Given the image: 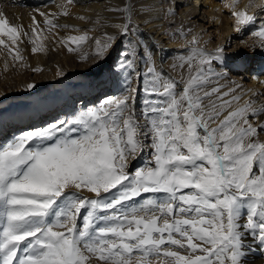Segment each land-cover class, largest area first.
<instances>
[{"label": "snow or ice", "instance_id": "1", "mask_svg": "<svg viewBox=\"0 0 264 264\" xmlns=\"http://www.w3.org/2000/svg\"><path fill=\"white\" fill-rule=\"evenodd\" d=\"M74 3L65 0L58 12L38 11L43 27L33 15L30 33L0 11V47L14 64L25 59L24 38L34 55L48 51V34L70 53L81 50L91 30L59 32L70 27L58 19L69 17ZM236 3H224L236 31L251 28L264 42V19ZM256 6L264 10V0ZM108 11L120 13V22L105 25L115 34L95 39L101 57L138 28L135 4ZM129 43L135 47L122 49L114 67L131 70V76L135 57L148 58L139 112L140 88L129 80L124 94L22 131L0 147V264H152L161 258L170 264H245L252 250L248 237L264 250V105H239L243 97L232 95L236 89L207 90L213 78H223L214 64L223 67L224 47L209 52L193 37L179 55L187 77L177 80L156 66L152 49L145 53L138 42ZM35 87L29 83L27 90ZM145 154V162L130 171Z\"/></svg>", "mask_w": 264, "mask_h": 264}, {"label": "bare ground", "instance_id": "2", "mask_svg": "<svg viewBox=\"0 0 264 264\" xmlns=\"http://www.w3.org/2000/svg\"><path fill=\"white\" fill-rule=\"evenodd\" d=\"M0 1V5H5L0 6V11H3L7 15L8 19L12 24L29 26V29L27 30L29 31V33L31 32V17L33 15H36V19L39 21L40 19H42V17L38 15V11L58 12L61 10L60 6L64 5L65 3V0ZM168 2H170V4ZM219 2L220 1L218 0H200L199 3L196 4L197 2L195 3L193 0H160V2L158 3H162V5L159 6L157 0H146L145 3L147 4L142 7H150V9L140 8L139 11V8H137L139 14L135 17V20H133V24L138 26L137 32L131 37H126L121 40L115 46V48H113L109 53L105 54L104 57L98 56L94 59L87 54L90 48L89 43L95 41V39L103 40L105 33L115 34V30L113 28L107 27L105 25L111 24L113 22H120L118 17L121 14L110 12L108 11V9L121 7L123 4L127 3V0H75V3L68 8L70 16L59 17L58 19L59 24L69 25L70 27L67 29H60L59 32L60 36H67L79 34L73 32V28H79L82 31L91 30L89 31V36L92 37V39L88 43H86L81 50H78L75 53H70L62 45L54 43L52 40V34H48L49 39L45 42L47 44L48 51L46 53H39L34 55L31 52L32 45L27 42V38H24V43L20 45V48L22 49V55L25 59L22 63L14 64L13 60L9 57L6 49L0 47V70L4 66V63H7L9 64L10 70L13 73L12 80H10V82L0 83V108L15 101H26L25 99H27L28 101L30 100L28 105L23 104V106H27H22L23 110H21L19 107L17 111H13L14 108L13 110H11V107L10 111L5 110V116L0 115V147H3L7 142L12 140L22 131H26L31 128L45 127L46 125L52 123L57 119H66L80 110H84L88 107L99 106L104 99L110 97H117V93L119 92V90H121L120 93L123 94L128 86V79L127 76L124 75V69H120L114 66L118 63L117 58L122 49L135 47V44L130 45L129 39L134 42H138L140 50L142 52L146 53L149 49H152L156 53V66L158 68L162 67L163 71L168 76L179 80L181 78V74L178 73L179 63L176 61L175 58L163 57V55H161L163 53V51H161L162 47H166L171 44H177L180 47L184 45V43L181 42V38L179 37V35L167 38L164 37L166 34L169 33V25L175 21L172 17L168 15L169 12L173 10L175 11L176 8L182 13V11L185 12L187 9V11L189 10V13L192 15V18H197L199 7L205 8L207 17H211L213 14H215L214 10L215 12L216 10H219L220 15H224V18L219 19L220 15H216L217 13L215 14L216 16H213L214 19H216L215 21L216 23H218L220 29L222 28L221 37H223V42H228L229 39L227 41L224 39L227 38L226 36L230 33L229 29L232 22L229 19L226 10H229L230 12L231 10L224 8V3L219 4ZM224 2H230V0H224ZM236 8L239 10L246 8V6L244 4L239 6L236 5ZM191 9L192 12L190 11ZM247 10L250 13L251 10ZM80 15L89 17L91 22L79 20L78 17ZM186 17L188 16L185 14V18ZM203 17L201 16L200 18L195 19V21H202ZM97 19H100V24L94 23ZM40 22H43V20H41ZM188 22H190V19ZM207 22L209 21L207 20ZM203 23L204 25H201H203L204 27L206 23ZM201 25L198 26V28L194 27L193 32L199 31V27H202ZM235 27H237L236 23ZM247 29L241 31L240 35ZM174 38L176 41L173 40ZM209 43V47L213 48L215 42L213 43V41H210ZM239 44L245 45L243 41ZM257 44H252L254 45V50H251L250 52H258L259 47H257ZM247 51L248 49L246 45L244 50L241 51L240 49L238 50V52H235L246 53ZM82 54H86L88 56V59L82 60ZM110 58H115L112 65L106 62L108 59L110 61ZM228 58L225 57L223 66L225 65V67H228V72H237L239 70V67L231 63ZM162 59L163 63H161ZM241 60H243L242 57ZM135 62L139 64V67L141 69V72L139 71L142 74L141 79H144L146 67L149 62L148 58L146 56H136ZM174 64L177 65V67L173 68ZM104 65H107V68H105L103 74L100 75L98 73L99 68L103 67ZM108 65L110 68L114 69L113 72H115V74L118 73V75L122 77L120 78V80L123 81L122 86L127 85L126 87H118V83H113L114 80L111 79V75L108 72ZM168 66H171L170 70L168 69ZM35 67H41L43 70L41 72H33L32 68ZM58 70L62 71L64 75L57 76ZM225 71L226 70H224V72ZM226 76L232 77L229 74ZM247 76L248 73H244V75L242 74L241 78L237 79L238 81L237 83H235L236 86L234 87L236 91L232 93V95L243 97L239 101V105H242L249 100L256 101L257 106L264 105V98L261 99L259 95L260 93H262L261 88L264 87V77L259 78L258 76L256 79L253 77L248 85H246V83H242L241 81L239 82V80L243 78H249ZM67 82L71 84L67 85ZM29 83H34L36 85V87L31 91L27 90V85ZM143 84L144 80L142 84H134L136 85L134 87L140 88L137 97L140 98V96H142V99L145 98V93H143ZM237 85H239L240 87L237 88ZM209 86L211 85L209 84ZM59 88L63 89V93H61L62 91L60 92L61 94L59 92L57 93V90ZM50 90H56L53 91L56 93V95L50 93ZM62 94L64 95L62 96ZM101 94L104 95L99 98ZM262 94L264 95V93ZM101 98H103V100H101ZM226 99H231V97H226ZM215 100L216 98L212 101ZM239 105L237 103H233L232 107L235 108ZM137 111H140L138 105ZM42 113H45L43 117L44 119L40 117V114ZM226 114L227 112H225V115ZM221 119H223V117H221ZM212 126L214 127L215 124H213ZM7 129L12 131V133L8 136L7 133L9 132ZM5 130H7V132ZM259 139L261 141H264V132L260 134ZM141 156L143 157H140L136 160L137 164H141L145 161L144 156L147 158L146 154ZM83 195L89 194L85 192L83 193ZM247 242L252 250L248 253L245 264H264V250H261L260 247L252 241L251 237L247 238Z\"/></svg>", "mask_w": 264, "mask_h": 264}, {"label": "rangeland", "instance_id": "3", "mask_svg": "<svg viewBox=\"0 0 264 264\" xmlns=\"http://www.w3.org/2000/svg\"><path fill=\"white\" fill-rule=\"evenodd\" d=\"M145 1L146 0H127V3H132V4H135V6H136V9L137 8H139V11H140V8L141 9H145V8H149L150 9V7H142V6H145L147 3H145ZM218 1H220L219 2V4H221V3H225L224 2V0H218ZM227 1V0H226ZM246 1V2H245ZM1 2V1H0ZM145 4H144V3ZM158 2H160V0H157V3ZM195 3H196V0L194 1ZM169 4H170V2H168ZM259 3V0H237V3H236V5L237 6H239V5H242V4H244L245 6H246V8L247 9H249V10H251L250 11V14L251 13H259L260 14V17L262 18V19H264V10H262L261 8H259V7H257L256 5ZM201 4V3H200ZM158 5L159 6H161L162 5V3H158ZM157 5V6H158ZM0 6H5V5H0ZM158 6V7H159ZM174 6V5H173ZM209 9V8H208ZM256 9V10H255ZM258 10H259V12H258ZM191 12H192V9L190 10ZM171 12L172 11H170L169 12V16L170 17H172L175 21L173 22V23H171L170 25H169V33L168 34H166L164 37H172L173 36V33L174 32H179V31H184V32H186L187 33V35H186V38H181L180 36V38H181V42H183L184 43V45H182L181 47L179 46V45H174V44H171V45H169V46H166V47H162L161 48V51H163V53L161 54V55H163V57H172V58H175L176 59V61L179 63V55L181 54V50H185V49H187L188 47H189V45H190V42L192 41V39H193V37H196L197 39H198V41H199V47H202V48H206L209 52H213L217 47H224L225 48V53H224V55H225V57H227L228 58V55H229V58H228V60L229 61H231V63H233V64H235L237 67H239V70L237 71V72H232V71H230V72H228V67H225V65L223 66V67H220V66H218V65H214L215 67H216V71L217 72H220L221 74H222V76H223V78H221V79H216V78H213V80H212V83L210 84L211 86H209L208 87V89L207 90H210V88H212V87H216V86H221V90L223 91H228L229 89H234V87L236 86L235 85V83H237V79H239V78H241V76H242V74L244 75V73H248V76L247 77H249V78H243V79H241V80H239V82L241 81L242 83H246V85H248L249 83H250V81L252 80V78L254 77L255 79L259 76V78H262V77H264V48H262L261 47V44H264V42H262V41H260L257 37H255V36H252L250 33H251V28H248L246 31H244L243 33H241V35H240V32H239V34H238V32L236 31V27H235V18L234 17H232L231 16V12L229 11V10H226V13H227V15L229 16V19L231 20V22H232V24L230 25V29H229V31H230V33L226 36L227 38H225L224 40H228L229 39V41L228 42H223V40H222V38L223 37H221V35H222V28L220 29V27H219V25H218V23H216V19H214V16H216V15H220V11L219 10H216V12H215V10H214V13L216 14H213L211 17H207V15H206V11H205V8L204 7H199V12H198V17L197 18H200L201 16L203 17V20L201 21H198V20H196L195 21V19H197V18H192V15L189 13V10L187 11V9H186V11L184 12V11H182V13H181V11L180 10H177L176 8H175V14L173 15V14H171ZM184 12V13H183ZM181 13V14H180ZM185 14L188 16V17H186L185 18ZM200 14V15H199ZM205 14V15H204ZM183 18H182V17ZM179 17H181V18H179ZM222 18H224V15H220V17H219V19H222ZM189 19H190V22H188L189 21ZM41 20H43V18L42 19H40L39 20V22L41 21ZM134 20H135V18H134ZM193 22H192V21ZM207 20L209 21V22H207ZM180 22V23H179ZM203 22H205L206 23V25L203 27V25H204V23ZM41 23V27H43V22H40ZM178 23V24H177ZM160 24V23H159ZM161 24H162V22H161ZM192 24V25H191ZM195 24V25H194ZM201 24H203V25H201ZM194 25V26H193ZM202 26V27H199V31H194L193 32V28L194 27H196V28H198V26ZM221 26V25H220ZM24 27V29L25 30H28L29 29V26H23ZM256 27H259V25H257ZM191 30L190 32L188 31V30ZM178 36V35H177ZM219 36H220V38H219ZM228 36H229V38H228ZM232 38V39H231ZM246 39V40H245ZM168 40V39H167ZM174 41H176L175 40V38L173 39ZM183 40V41H182ZM222 40V41H221ZM257 40H258V42H257ZM173 41V42H174ZM210 41H213V43L215 42V45L213 46V48H210L209 47V42ZM242 41H243V43H245V45H240L239 43L241 42L242 43ZM229 45H228V44ZM257 44L258 46L257 47H259L258 49V52L256 51L255 53H252V52H250L251 50H254L253 48V46L254 45H252V44ZM246 45H247V49H248V51L246 52V53H237L238 52V50H240L241 49V51L242 50H244V48L246 47ZM175 46V47H174ZM89 50H88V52H87V54L90 56V57H92V58H96V57H98V55H96V45H95V42L94 41H92V42H90L89 43ZM237 48V49H236ZM252 48V49H251ZM235 51H237V52H235ZM231 55H230V54ZM237 53V54H236ZM184 54L185 55H187V52L185 51L184 52ZM228 54V55H227ZM240 54V55H239ZM231 56V57H230ZM114 57V56H113ZM241 57H242V59L243 60H241ZM114 60H115V58H110V61H109V59L106 61L107 63H110V65H112V63L114 62ZM241 61V62H240ZM106 63V64H107ZM5 64L6 63H4V66L1 68V70H0V83H4V82H10V80H12V76H13V73L11 72V70H10V66H9V64H7L8 65V67H7V69H5ZM256 67V68H255ZM105 68H107V65H104L103 67H101V68H99V71H98V73L101 75V74H103V72H104V70H105ZM108 68H109V70H108V72H109V74L111 75V79L112 80H114V84H117L118 85V87H120V86H122V83H123V81H121L120 80V78H122V77H120V75H118V73H116L115 74V72H113V68H110L109 67V65H108ZM138 68V69H137ZM223 69V70H221V69ZM168 69L170 70L171 69V66H168ZM141 69H140V67H139V64H137L136 62H135V71H133L132 72V74H131V76H129V71H131V70H124V75H126L127 76V84H128V86H129V80H130V83H131V86L132 87H134V86H136V85H134L135 83H138V84H142V82H143V78L141 79V77H142V74L140 73L141 71H140ZM224 70H226L225 72H224ZM138 71V72H137ZM140 71V72H139ZM256 71V72H255ZM253 72H254V74H253ZM178 73H180L181 74V76H184V77H187V69L185 68V69H181L179 66H178ZM230 75V76H232V77H227L226 75ZM241 74V75H240ZM250 75H252V76H250ZM254 75V76H253ZM227 77V78H226ZM100 78H102V77H100ZM254 79V80H255ZM138 80V81H137ZM243 80V81H242ZM231 81V82H230ZM72 82V81H71ZM68 84L67 85H70L71 83H69V82H67ZM252 83V82H251ZM117 85H114V86H117ZM127 85H124V86H122V87H126ZM127 86V87H128ZM57 90V89H56ZM56 90H50V93H52L53 95H56V93L55 92H53V91H56ZM63 89L62 88H59L58 90H57V93L59 92H61ZM120 91L121 90H119V92L117 93L118 94V96H120V95H122V93H120ZM261 91H262V93H264V87L263 88H261ZM61 93H63V91L61 92ZM60 93V94H61ZM107 93V92H106ZM144 93V92H143ZM262 93H260L259 95H260V98L261 99H263L264 98V95L262 94ZM105 94V93H104ZM104 94H101L100 96H99V98L100 97H102ZM124 94V93H123ZM262 94V95H261ZM64 94H62V96H63ZM66 96V95H65ZM68 98V97H67ZM98 98V99H99ZM138 98V97H137ZM141 98V99H140ZM140 98H138V100H137V105H138V108L139 109H141L142 108V101H143V99H145V98H143L142 99V96H140ZM216 97L215 96H213V97H211V101L213 100V99H215ZM47 99V98H46ZM250 99V98H249ZM26 101H24V100H21V101H15V102H13V103H11V104H8V105H6V106H3V107H1L0 108V115H3V116H5L6 114H4V112H5V110L7 111V110H9L10 111V108H11V110H13V108H14V110L13 111H17V109L20 107V109L21 110H23V108H22V106H23V104H25V105H28L29 104V102H30V100L28 101L27 99H25ZM101 100H103V98H101ZM24 103H23V102ZM264 101V100H263ZM140 103V104H139ZM204 103L207 105V104H209L210 103V101L209 100H205L204 101ZM13 104V105H12ZM18 104H20V105H18ZM14 106V107H13ZM17 107V108H16ZM23 107H27V106H23ZM6 108V109H5ZM9 108V109H8ZM4 109V110H3ZM3 111V112H2ZM44 114L45 113H42V114H40V117H44ZM60 115V114H59ZM67 116V115H66ZM44 119V118H43ZM49 119V118H48ZM250 119H251V117H250ZM254 124L255 123H257V121H255V120H253L252 121ZM28 125V124H27ZM8 130V129H7ZM7 130H5L6 132H7ZM8 132L9 133H7V136L9 135V134H11L12 133V131H10V130H8ZM140 157H143V156H140ZM139 157V158H140ZM144 158H145V160H146V157L144 156ZM145 162V161H144ZM143 162V163H144ZM143 163H141V164H137V162H136V160L135 161H133L132 162V164H131V167H130V171H133V170H135L136 168H138V167H140ZM138 200L139 199H141V198H137ZM152 264H170V262L169 261H167V260H165V259H163V258H161V259H159V260H157V259H153V261H152Z\"/></svg>", "mask_w": 264, "mask_h": 264}]
</instances>
